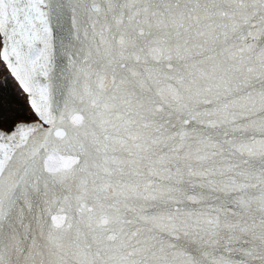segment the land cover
Returning a JSON list of instances; mask_svg holds the SVG:
<instances>
[{"label": "snow or ice", "instance_id": "6c2138e0", "mask_svg": "<svg viewBox=\"0 0 264 264\" xmlns=\"http://www.w3.org/2000/svg\"><path fill=\"white\" fill-rule=\"evenodd\" d=\"M0 264H264V0H0Z\"/></svg>", "mask_w": 264, "mask_h": 264}]
</instances>
